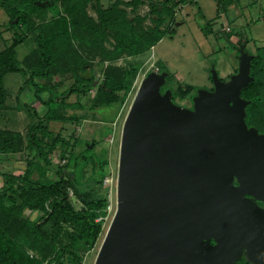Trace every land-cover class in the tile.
<instances>
[{"label":"trees","instance_id":"1","mask_svg":"<svg viewBox=\"0 0 264 264\" xmlns=\"http://www.w3.org/2000/svg\"><path fill=\"white\" fill-rule=\"evenodd\" d=\"M35 1L0 0V11L8 16L7 22L0 24V33L3 28L13 31L10 43L0 50V105L6 98L3 77L7 72L16 71L23 75L20 91L26 86L31 87L36 100L47 107L44 119L71 120L65 115L53 113V108L67 104L66 99L72 94L78 98L93 91L88 109L110 107L113 122L128 96L139 65L122 68L108 64L102 72V79L93 85L95 79L86 72L91 65L88 55L100 61H112L124 55L134 56L147 51L163 37H173L176 10L196 0H149L154 26L148 29L142 27L145 16H138L135 21L126 10L127 6L134 10L145 0H113L107 7H102L99 0H95L96 20L85 11L91 0H46L48 3L44 6L35 4ZM230 1L216 0L217 18L221 13L226 14ZM212 23L213 20L207 22L208 32L213 31ZM18 29L20 33H16ZM223 32L230 36L231 30ZM29 36L34 46L18 61L16 47ZM84 46L87 54L83 53ZM251 62L250 75L254 79L241 90V97L250 101L245 107V122L264 133V61L257 53ZM155 68L152 70L166 71L157 63ZM69 77L73 82L61 91ZM172 78V74H167L166 82L160 88L161 92L171 90L172 101V97L192 98L196 94L193 85L178 83L174 86ZM73 104L84 105L78 99ZM21 105L35 119L26 132L0 128V154H25L21 170L1 174L0 264H82L81 250L93 248L102 232V221L97 218L103 214L107 199L105 196H86L77 184L75 168L84 156L80 153L71 162V154L79 138L75 137L71 142L60 132H50L41 123L34 106L20 102ZM89 144L87 141L85 151H89ZM94 144L95 141L92 148ZM54 156L59 163L67 161L55 165L56 177L50 178L46 173L54 164ZM105 163L94 160L93 169H102ZM80 169L84 172V167ZM35 173L37 176L34 177ZM104 175L105 172H101L94 177L93 185L100 182ZM70 192L82 203V208L74 207ZM33 211L42 213L43 222L24 215ZM63 224L71 230L63 228ZM46 225L54 232L47 230ZM27 249L36 250L38 256L30 257ZM235 264L252 263L243 258Z\"/></svg>","mask_w":264,"mask_h":264},{"label":"water","instance_id":"2","mask_svg":"<svg viewBox=\"0 0 264 264\" xmlns=\"http://www.w3.org/2000/svg\"><path fill=\"white\" fill-rule=\"evenodd\" d=\"M244 46L238 72L223 81L212 67L213 89H198L191 107L160 91L167 72L141 79L121 130L116 210L94 264H234L242 254L264 264V133L245 122L241 90L254 79V55Z\"/></svg>","mask_w":264,"mask_h":264},{"label":"rangeland","instance_id":"3","mask_svg":"<svg viewBox=\"0 0 264 264\" xmlns=\"http://www.w3.org/2000/svg\"><path fill=\"white\" fill-rule=\"evenodd\" d=\"M112 1L99 0L102 7L109 6ZM149 3V0H145L138 4L134 10L131 6L126 7L128 16L135 19V21H137L136 17L145 16L142 21V27L145 29L154 26L153 14L150 13ZM59 5L58 8H60ZM181 7L183 8L181 9ZM181 7L176 10L173 37H163L147 51L134 56L124 55L112 61H100L97 57L92 58L88 55V61L90 60L91 65L86 72H89L90 76L98 82L102 79V72H104L108 64L122 68H128L133 64L139 65L128 96L118 110L113 122L110 118V107H103L97 110L88 109V103L93 91L85 96H78V98L76 97L77 95L72 94L66 99V103H70L69 106L64 103L53 108V113L65 115L70 117L71 120L49 121V119L43 118L47 107H41L39 111L37 110L42 120L41 123L47 126L50 132H60L62 137L65 139L69 138L71 142L75 137L79 138L75 142L74 151L71 154V162H74L80 153L82 154L81 156H84V160H80L75 168L77 184L82 193L89 197L105 196L107 199L103 214L97 218V220L101 219L102 221V232L93 248L81 250L82 264H94L101 242L116 210V179L121 130L141 79L148 72L156 71L152 69L155 68L157 63L165 67L167 74L173 75L174 86L179 83L181 85L191 84L196 90L210 89L213 86L211 79L212 67L215 68L221 79H226L229 74H233L237 70L239 57L237 46L240 41L246 44L245 51L250 52V54L260 53L264 61V0L230 1L226 14L221 13L218 16L222 17V19H228L231 28L230 36H228V33L225 34L223 32L221 23L215 21L218 11L216 0H196L192 3L187 2ZM85 11L89 17L96 20V1H89ZM50 14L51 12L48 13L49 16ZM222 19H220L221 22L223 21ZM7 20L8 16L3 11H0V24L6 23ZM211 20H213V31L208 32L207 22ZM3 29L2 33H0V50L4 48L6 43H10L13 32ZM15 31L16 33L21 32L19 29ZM110 40L112 41L111 38ZM33 46L34 42L31 36L18 44L16 47L17 60L20 61ZM107 46L110 47V44H107ZM82 49L83 53L87 54L86 47L84 46ZM54 79H58V77ZM72 82L71 78L67 79L60 90L69 88ZM3 83L6 90V98L4 103L0 105V128L25 132L35 119L22 105L20 112L16 108V105L21 101L16 100V98L20 95L18 88L23 85V75L16 71L7 72L3 77ZM32 92L31 87H24L22 96H20L21 99L23 100L26 96H30ZM44 95L46 96V94ZM172 98L176 104L181 106L190 105L192 100L190 97ZM77 99L84 105L81 107L74 105L73 102ZM87 141L90 142L89 151H85ZM93 141H95V144L92 148ZM24 156V153L19 155L0 154V191L3 185L1 174L5 171L17 172L21 170L24 167ZM94 160L105 161L106 163L102 169H93ZM66 161L59 163L57 157L54 156V164L48 169L47 177L55 178V165L63 164ZM85 161L87 163H84ZM82 167H84V172L80 169ZM39 172H42V170L39 169ZM101 172H105V175L100 182L93 185V178L97 177ZM35 176H37L36 173ZM69 195L71 198L74 196L71 192ZM72 203L77 209L83 206L77 199L75 201L72 200ZM24 215L29 216L32 220L43 222L41 221L42 213L39 211L25 212ZM67 227V224H63V228ZM46 228L54 232L49 225H46ZM68 230H71V228L68 227ZM26 252L30 257L38 256L36 250L27 249ZM66 261L69 262L68 260ZM43 264H47V262Z\"/></svg>","mask_w":264,"mask_h":264},{"label":"crops","instance_id":"4","mask_svg":"<svg viewBox=\"0 0 264 264\" xmlns=\"http://www.w3.org/2000/svg\"><path fill=\"white\" fill-rule=\"evenodd\" d=\"M182 6H184V4L182 5ZM183 7H181V9H182ZM176 15V14H175ZM20 88H21V86L18 88V93L20 94L19 95V97H17L16 98V100H21L20 102H22V103H25V104H28V105H31V106H34L38 111H39V108H44V106L42 105V104H40L37 100H36V98H35V96H34V94H33V92H32V94H30V96H26L25 98H23V100L21 99V97L20 96H22V93H23V91H24V88H23V90H21L20 91ZM77 97V96H76ZM76 101V100H75ZM20 103H18L17 105H16V108L18 109V112H20ZM78 124V123H77ZM21 132V131H20ZM25 132H26V130H25Z\"/></svg>","mask_w":264,"mask_h":264},{"label":"flooded vegetation","instance_id":"5","mask_svg":"<svg viewBox=\"0 0 264 264\" xmlns=\"http://www.w3.org/2000/svg\"><path fill=\"white\" fill-rule=\"evenodd\" d=\"M242 44H245V43H243V41H240L239 42V45L237 46V49L239 48V46L240 45H242ZM245 46H246V44H245ZM245 46H244V50H245ZM249 54H250V52H248ZM254 56H256V54L257 53H252ZM236 72H238V68H237V70H235L234 71V73H236ZM250 72H251V69H250ZM233 73V74H234ZM230 75H232V74H229L228 76H227V78L226 79H221V80H223V81H226V80H228L229 79V77H230ZM211 90V89H210ZM189 107H191L192 106V103L190 104V105H188ZM261 133H263V132H261ZM258 204L260 205V206H262V207H264V202H260V201H258ZM211 243H214V241H213V239H211V241H210ZM243 258H245V256L242 254V256L239 258V259H237L235 262H234V264L238 261V260H240V259H243ZM253 264V263H252Z\"/></svg>","mask_w":264,"mask_h":264},{"label":"built area","instance_id":"6","mask_svg":"<svg viewBox=\"0 0 264 264\" xmlns=\"http://www.w3.org/2000/svg\"><path fill=\"white\" fill-rule=\"evenodd\" d=\"M220 19H222V17H218V18H216V20L215 21H219L220 23H221V28H222V30L223 31H230L231 30V28H230V26H229V21H228V19L227 18H224V19H222L223 21L221 22V20Z\"/></svg>","mask_w":264,"mask_h":264}]
</instances>
